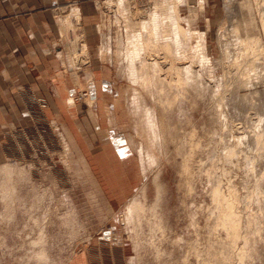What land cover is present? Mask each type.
I'll list each match as a JSON object with an SVG mask.
<instances>
[{
  "label": "rangeland",
  "instance_id": "1",
  "mask_svg": "<svg viewBox=\"0 0 264 264\" xmlns=\"http://www.w3.org/2000/svg\"><path fill=\"white\" fill-rule=\"evenodd\" d=\"M92 1V47L73 10L62 56L87 83L88 62L103 67L140 186L111 209L43 103L0 123V264H66L101 229L121 264H264V0Z\"/></svg>",
  "mask_w": 264,
  "mask_h": 264
},
{
  "label": "crops",
  "instance_id": "2",
  "mask_svg": "<svg viewBox=\"0 0 264 264\" xmlns=\"http://www.w3.org/2000/svg\"><path fill=\"white\" fill-rule=\"evenodd\" d=\"M73 10L81 42L92 47L97 27L92 0H0V123L28 121L30 110L43 103L46 120L67 131L104 200L116 209L136 193L141 176L110 134L103 67L88 62L92 76L87 83L74 75L84 67L73 68L62 56L58 18L71 17ZM83 92L91 105L77 99ZM112 233L99 230L66 264H121L126 249L112 240Z\"/></svg>",
  "mask_w": 264,
  "mask_h": 264
},
{
  "label": "bare ground",
  "instance_id": "3",
  "mask_svg": "<svg viewBox=\"0 0 264 264\" xmlns=\"http://www.w3.org/2000/svg\"><path fill=\"white\" fill-rule=\"evenodd\" d=\"M247 12H251L250 10H246ZM247 17L244 18V20L242 21V24H240V28L242 29V31L244 33H250L248 34V38H246L245 40L243 41H247V42H250V43H253V42H256V40L258 38L256 37H253L252 35V20L250 19V17L248 16V13L246 15ZM59 17V16H58ZM59 19V22H60V27H62V29H65L66 25H65V21L62 17L58 18ZM165 23V19L163 20L162 24ZM61 29V31H62ZM71 40V39H70ZM75 40H72L71 42H74ZM247 42H245V44H248ZM77 51L79 52V47L77 49ZM132 64V63H131ZM185 70H187L186 68H184ZM133 99H135V96L132 97Z\"/></svg>",
  "mask_w": 264,
  "mask_h": 264
}]
</instances>
